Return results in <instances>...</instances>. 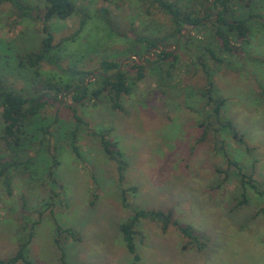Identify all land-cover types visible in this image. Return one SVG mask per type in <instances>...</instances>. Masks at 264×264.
<instances>
[{
  "label": "rangeland",
  "instance_id": "rangeland-1",
  "mask_svg": "<svg viewBox=\"0 0 264 264\" xmlns=\"http://www.w3.org/2000/svg\"><path fill=\"white\" fill-rule=\"evenodd\" d=\"M20 1L31 7L33 17L0 0V80L27 97L38 94L35 88L40 93L42 79L63 82L65 70L98 73L105 58L128 63L126 59L136 55L131 52L135 36H164L171 28L167 14L140 0H74L76 11L70 17L46 23L54 62L30 67L24 59L19 64V56L41 47L46 1ZM254 2L257 15L248 21V42L238 44V50L221 51L211 30L215 18L198 28L186 27L177 35L179 60L169 75L164 72L167 65L161 70L144 60L145 77L121 96L119 109L106 98L83 104L63 94L48 99L27 123L35 140L21 157H32V166L12 171L10 194L0 180V259L14 254L31 230L25 255L32 264H60L55 238L64 248L66 264H264V194L259 193L264 190V62L258 60L264 58V0ZM234 14L247 17L249 10L235 4ZM167 41L170 49L176 48L172 38ZM203 44L213 47L224 62H215ZM200 55L216 95L224 98L221 117L233 123L240 140L213 115L207 116L211 109L203 93ZM72 78V84L78 83ZM74 108L83 119L75 136L79 155L69 145L76 125ZM203 121L209 127L201 140ZM42 124H50L45 134ZM2 126L0 117V135ZM105 128L123 152L121 181L117 164L92 133ZM221 143L238 165L227 162ZM3 144L0 139V152L7 154ZM53 156L58 164L52 178L47 172ZM238 166L256 185H247L241 204ZM122 188L138 209L171 208L175 219L207 236L205 246L187 247L176 228L163 232L155 222L141 219L134 238L139 260L133 261L119 230L132 213L122 205ZM58 226L70 228L73 235L59 233Z\"/></svg>",
  "mask_w": 264,
  "mask_h": 264
},
{
  "label": "trees",
  "instance_id": "trees-1",
  "mask_svg": "<svg viewBox=\"0 0 264 264\" xmlns=\"http://www.w3.org/2000/svg\"><path fill=\"white\" fill-rule=\"evenodd\" d=\"M10 1L14 6L22 10V15H32V9L21 3L20 0H7ZM45 12L43 20L45 24L42 27L43 37L41 38V47L38 51L28 52L19 60V64H23V59L26 60V64L30 67H36L42 61H50L53 63L51 51L54 48L52 45V35L49 32L48 24H46L52 18L66 19L70 17L75 11V1L74 0H45ZM146 3L149 8L157 7L160 11L168 15L170 20L171 28L169 31L165 32V35H137L134 37L132 42L133 53L142 57V55L150 54L152 48L156 47L158 43H163L167 41L168 38H172V41L177 43L176 48H164L162 51L155 52V59L151 60L146 57V62H151L154 65L157 63L162 67L167 65L164 70L165 76L169 75L171 69L174 68L175 64L179 60V54L176 53L180 46V40L177 37L179 33H182L186 27L198 28L205 24L206 20L210 18H215L211 21V26L213 30V35L218 38L221 43V51L234 53L238 50L241 45L240 43L248 42L249 25L248 21L255 17L252 10L254 0H140ZM211 4V6L207 4ZM239 4L243 7H247L249 14L247 17H239L234 14V6ZM200 5V8H196ZM216 9L213 13L212 9ZM105 10V9H104ZM251 10V11H250ZM202 11V15L200 14ZM84 22V19L82 20ZM192 41H197L195 38H191ZM168 45H171L168 41ZM209 44V43H208ZM208 44H203V48L208 52L209 56L215 60L217 63H223L224 59L217 56ZM139 45V46H137ZM137 46V47H136ZM200 55L199 62L205 71V91L203 93L207 96V106L211 109L207 116L210 114L214 116L216 121L222 126L227 127L232 136L240 140L238 136V131L234 127L233 123L227 119L221 117V106L224 103V98L216 95L214 88V83L210 79V72L207 69V65ZM264 62V58L258 59ZM115 59L105 58L99 62V71L94 74V80L86 84L85 78L92 76V71L71 69L65 70L68 74L63 82H54L48 79H42L40 82V93L37 90L36 95H31L29 97L24 96L12 89L7 88L3 85L0 80V106L1 112L0 117L3 123L1 129L0 139L3 140L4 151L7 150V154L0 152V180L2 181L5 191L10 194L11 190V175L12 171H22L27 170L32 166V157H21L25 155L30 146L34 143V134L27 130V123L32 122L37 116L41 107H43L48 99L58 100L59 95L63 94L62 97L68 98L71 102L75 104H83L86 100L88 101H100L106 98L110 102L111 107L115 109L121 108L119 102L123 94H129L137 82L143 79L146 75L145 69L146 64L144 62H138L136 59L131 58L130 62L122 64ZM162 74V73H161ZM162 75V77H165ZM78 80V83H71V79ZM163 80V79H161ZM161 82H165L164 80ZM264 93V90L262 91ZM66 103L67 107L71 104ZM73 108V107H72ZM73 117L76 120V125L70 130L71 139L69 141L70 147L73 151L79 155L78 146L75 144V136L79 129V124L83 122L81 116L76 112V109H72ZM54 122H58L59 118L55 115ZM51 124V123H50ZM50 124L40 125V129L43 134L48 132V127ZM200 127H204L203 133L200 135L199 139L204 138L206 128L209 127L207 121L199 123ZM108 128L102 129L100 131L92 132L94 135L99 137V142L105 151V153L115 161L118 169V179L121 181L124 178V171L126 169V163L124 161L123 152L119 149L117 142L107 137ZM43 143V139L39 141V144ZM220 149L229 164H235L230 157H228L227 152L224 150V144L221 143ZM21 157V158H19ZM58 164L55 156L52 157V165L48 167V175L53 178V170ZM238 173L240 175V185H241V197L242 199L238 204L245 202V191L247 185L252 188H256L254 180L251 176L245 174L241 167L238 166ZM220 172H224L220 170ZM257 190V189H256ZM126 190L121 189V202L126 208H130L131 215L119 225V230L122 234L123 240L125 242L127 250L132 254L133 261L139 260V255L136 252V247L134 243V238L137 233L136 227L141 219H149L155 222L163 232H166L170 227L176 228L181 235L187 239L186 246L196 247L199 250L202 249L206 242L207 236L205 234H199L194 231L190 224L181 223L179 220L173 217V210L153 208V209H138L137 206L131 205L125 195ZM260 194H264V190L259 191ZM46 206L48 203L45 204ZM26 231V226L23 227ZM63 231L69 235H73V231L70 228L57 227V231ZM60 233V232H59ZM32 236V231L29 230L26 237L21 239L18 249L10 257L5 259H0V264H32L31 261L25 255L27 251V246ZM56 244L60 249V264H66L64 260V248L61 247L59 239L55 238ZM185 246V247H186Z\"/></svg>",
  "mask_w": 264,
  "mask_h": 264
},
{
  "label": "water",
  "instance_id": "water-1",
  "mask_svg": "<svg viewBox=\"0 0 264 264\" xmlns=\"http://www.w3.org/2000/svg\"><path fill=\"white\" fill-rule=\"evenodd\" d=\"M171 45L166 44V42L163 43H159L156 47L152 48V52L150 54H145L143 55V57L139 58L137 55H132L131 57H129L128 59H126V62L129 61L131 58L136 59L138 62H143L146 57L149 58H153L155 56V52L158 51H162L164 48H169ZM174 47L176 46V44L173 45ZM122 66V64L120 65V67ZM94 74L93 73L92 76L90 77V80L94 78ZM88 83V81H86V84Z\"/></svg>",
  "mask_w": 264,
  "mask_h": 264
},
{
  "label": "flooded vegetation",
  "instance_id": "flooded-vegetation-1",
  "mask_svg": "<svg viewBox=\"0 0 264 264\" xmlns=\"http://www.w3.org/2000/svg\"><path fill=\"white\" fill-rule=\"evenodd\" d=\"M207 5H208V4H207ZM179 34H180V33H179ZM179 34H178V35H179ZM165 42H166V41H165ZM166 43H167V42H166ZM175 44H177V43H175ZM172 45H174V44H172Z\"/></svg>",
  "mask_w": 264,
  "mask_h": 264
}]
</instances>
